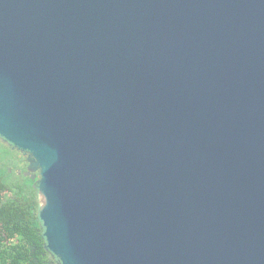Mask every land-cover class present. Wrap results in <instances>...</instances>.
<instances>
[{
	"label": "water",
	"instance_id": "95a60500",
	"mask_svg": "<svg viewBox=\"0 0 264 264\" xmlns=\"http://www.w3.org/2000/svg\"><path fill=\"white\" fill-rule=\"evenodd\" d=\"M0 137L59 264H264V0H0Z\"/></svg>",
	"mask_w": 264,
	"mask_h": 264
},
{
	"label": "trees",
	"instance_id": "16d2710c",
	"mask_svg": "<svg viewBox=\"0 0 264 264\" xmlns=\"http://www.w3.org/2000/svg\"><path fill=\"white\" fill-rule=\"evenodd\" d=\"M0 150L8 151V148L0 143ZM3 176L9 180L12 176L6 167L0 169V177ZM26 182L28 190L19 180L15 185L0 187V264H49L52 260L44 247L37 193L32 188L34 181ZM14 197H19L20 202Z\"/></svg>",
	"mask_w": 264,
	"mask_h": 264
},
{
	"label": "flooded vegetation",
	"instance_id": "af4514ba",
	"mask_svg": "<svg viewBox=\"0 0 264 264\" xmlns=\"http://www.w3.org/2000/svg\"><path fill=\"white\" fill-rule=\"evenodd\" d=\"M0 143H2L4 146L8 148V151L0 150V169H3L4 167L7 168V172L12 175L10 180L6 178L7 176L0 177V187L5 184H13L15 185L16 182L19 183L24 182L25 183V190H28L27 188V179L33 180L34 183L32 184V188L37 193V203L40 207V198L37 187H35L36 183L39 181L40 176L39 172L32 173L29 172V163H28V155L24 154L17 149H14L13 146H11L9 143H7L5 140H3L0 137ZM35 177V178H34ZM13 199L19 201V197H14ZM24 199V198H23ZM22 199V201H23ZM2 201L6 202V199H3ZM20 202V201H19ZM45 246V244H44ZM49 264H59L57 260H55L54 257H52V260L49 261Z\"/></svg>",
	"mask_w": 264,
	"mask_h": 264
}]
</instances>
